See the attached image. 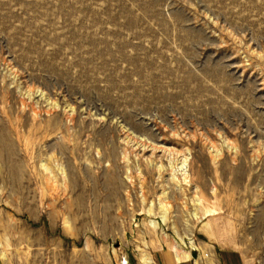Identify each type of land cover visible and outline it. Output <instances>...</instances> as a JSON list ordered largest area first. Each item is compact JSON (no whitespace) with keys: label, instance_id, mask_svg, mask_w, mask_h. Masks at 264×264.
<instances>
[{"label":"rangeland","instance_id":"1","mask_svg":"<svg viewBox=\"0 0 264 264\" xmlns=\"http://www.w3.org/2000/svg\"><path fill=\"white\" fill-rule=\"evenodd\" d=\"M162 250L264 264V0H0V264Z\"/></svg>","mask_w":264,"mask_h":264},{"label":"crops","instance_id":"2","mask_svg":"<svg viewBox=\"0 0 264 264\" xmlns=\"http://www.w3.org/2000/svg\"><path fill=\"white\" fill-rule=\"evenodd\" d=\"M159 264H172L173 262V251L162 250L159 254ZM175 264H190V261H178Z\"/></svg>","mask_w":264,"mask_h":264},{"label":"bare ground","instance_id":"3","mask_svg":"<svg viewBox=\"0 0 264 264\" xmlns=\"http://www.w3.org/2000/svg\"><path fill=\"white\" fill-rule=\"evenodd\" d=\"M3 255H5V254H3ZM5 257V256H4ZM181 258V257H180ZM195 264H199V259L198 260H196V263Z\"/></svg>","mask_w":264,"mask_h":264}]
</instances>
